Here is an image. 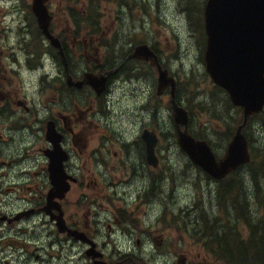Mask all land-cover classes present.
I'll use <instances>...</instances> for the list:
<instances>
[{
    "label": "flooded vegetation",
    "instance_id": "af4514ba",
    "mask_svg": "<svg viewBox=\"0 0 264 264\" xmlns=\"http://www.w3.org/2000/svg\"><path fill=\"white\" fill-rule=\"evenodd\" d=\"M32 1L0 0V229L30 223L43 216L57 227L59 217L64 231L57 227L58 234L66 240L81 242L91 264H99L98 261L128 264L129 259L132 264H144L131 255L116 260L107 257L98 235L111 238L115 233H119L123 241L136 240L144 251L159 250L154 257H161L160 264H216L210 252L207 255L179 252L171 242L172 238H180L173 225L175 214L169 212L171 202L164 199L167 193L161 196L159 191L153 190V179L159 180L161 172L164 173L160 134L152 123L135 126L138 116H147L146 121L159 116V96L169 91L176 130L171 85L159 95L157 67L149 60L130 57L134 50L131 42L113 58L100 56L97 51L91 58L89 47L96 42L99 25H89V47L84 50L87 62H76L78 49L76 46L70 49L62 35L53 29L55 16L51 12L50 29L61 41L63 56L39 27ZM52 3L53 0L49 1V8ZM11 20L14 21L11 27L1 25ZM19 23L22 24L18 29ZM84 26L75 24L73 27L78 31ZM48 54L50 63L46 61ZM140 62L155 67L158 76L152 82L149 98L143 100L137 96L139 103L127 100L135 109L127 129L130 135L96 139L91 127L109 123L104 111L114 103L119 92L127 97V93L145 91L140 85L123 88L127 84L126 73L130 76L132 71L140 69L136 66ZM89 75L106 77L104 88L97 90L89 81ZM69 78L73 82L69 83ZM75 82L82 83L81 87ZM177 92L176 80L175 101L185 107ZM201 97L204 107L209 108L211 99L207 93H201ZM148 105L150 111L146 109ZM49 121L54 122L60 136L62 172L70 187L62 197L52 200L56 207L48 210V196L53 187L49 153L54 149V144L46 137ZM180 126L184 129V125ZM146 130L158 134L150 156L143 137ZM80 154L93 157L94 164L89 158L81 160ZM99 177L102 179L98 180ZM155 208L161 209V215L167 213L160 228L155 227L159 216L154 221L149 215ZM119 210L126 213L122 219L116 215ZM102 211L111 213L113 219L96 218ZM144 215L146 219L141 217ZM74 231L84 233L101 256L88 255L92 243L77 239ZM20 239L26 241L24 237ZM155 241H160V248L153 243ZM119 251L126 253L122 248Z\"/></svg>",
    "mask_w": 264,
    "mask_h": 264
},
{
    "label": "rangeland",
    "instance_id": "374dc122",
    "mask_svg": "<svg viewBox=\"0 0 264 264\" xmlns=\"http://www.w3.org/2000/svg\"><path fill=\"white\" fill-rule=\"evenodd\" d=\"M206 3L207 0H53L50 9L55 16L53 29L62 35L70 49L74 46L78 49L76 62H87L84 50L89 47V25L100 26L94 46L89 47L91 58L96 51L100 56L113 58L120 50H126L129 42L133 43L132 50L141 43L154 48L163 67L178 82V98L191 115V132L197 138L206 139L221 158L242 121L243 109L231 102L228 93L213 82L206 70ZM13 23L11 20L1 25L11 27ZM21 24L16 27L19 29ZM75 24L85 26L76 31ZM46 61L50 63L49 54ZM136 66L140 69L132 71L130 76L126 73L127 84L123 88L140 85L145 91L138 90L134 95L127 93V97L119 92L114 103L104 111L109 123L91 127L96 139L130 135L127 129L135 109L127 100L139 103L137 96L143 100L149 98L152 82L158 76L156 68L149 64L140 62ZM201 93H207L211 99L209 108L201 102ZM159 107L158 117L146 121L147 116H138L135 126L139 127L142 122L152 123L160 134L164 173L161 172L159 180L153 179V190L159 191L161 196L167 193L164 199L171 202L169 212L175 214L173 225L180 235L171 242L179 252L194 251L202 255L210 252L216 264H237L227 255L236 247L241 250L242 241L249 246L245 253L254 264H264V110L253 115L244 129L251 161L224 179L216 180L195 165L180 148L169 91L159 96ZM146 109L150 111L151 108L148 105ZM80 158H89L94 164L93 157L80 154ZM227 186L232 188L234 205L231 197L230 203L227 201ZM166 214L161 215V209L157 208L149 214L154 221L159 216L156 228L162 226ZM116 215L122 219L126 213L119 210ZM107 217L113 219L111 213L102 211L96 218L105 220ZM141 217L146 219V215ZM22 237L26 241L20 239ZM98 238L110 260L131 255L144 264L161 263V257H154L159 250L144 251L136 240L123 241L119 233L111 238L99 234ZM153 243L161 247L160 241ZM257 249L261 255L256 259ZM238 255L233 257L237 259ZM0 264H91V259L81 242L66 240L58 234L56 225L43 216L30 223L6 225L0 229ZM128 264H132L131 259Z\"/></svg>",
    "mask_w": 264,
    "mask_h": 264
},
{
    "label": "water",
    "instance_id": "95a60500",
    "mask_svg": "<svg viewBox=\"0 0 264 264\" xmlns=\"http://www.w3.org/2000/svg\"><path fill=\"white\" fill-rule=\"evenodd\" d=\"M49 1L51 0H33L32 9L43 33L65 56L61 41L50 31L52 15L48 7ZM204 19L207 34L206 70L213 81L229 93L233 104L242 107L244 114L243 122L237 127L225 155L219 160L216 159L206 140L196 139L191 135L188 112L175 101L176 80L169 74L168 69L163 68L158 54L143 43L134 48L130 57L149 60L157 67L159 95L167 85H171L180 147L189 155L193 163L212 177L222 179L251 160L248 139L243 129L253 114L264 109V0H207ZM88 79L97 90L105 86L106 77L104 76L89 75ZM68 81L73 82L70 78ZM75 83L79 87L82 85V83ZM53 123L49 121L46 132L47 139L54 144V149L49 153L53 187L48 196V210L54 206L52 200L55 197H62L70 187L65 182L66 176L62 172L63 153L59 147L60 136ZM180 124L184 125V129ZM143 137L147 141L150 156L157 137L147 131L143 133ZM57 227L60 231H64V225L59 217ZM72 233L77 239L92 243V247L87 250L88 255L101 256L100 253L95 252V244L84 233L78 231ZM97 263L107 264L103 261Z\"/></svg>",
    "mask_w": 264,
    "mask_h": 264
},
{
    "label": "trees",
    "instance_id": "16d2710c",
    "mask_svg": "<svg viewBox=\"0 0 264 264\" xmlns=\"http://www.w3.org/2000/svg\"><path fill=\"white\" fill-rule=\"evenodd\" d=\"M226 192L228 193L229 197L232 198V202H233V205H234V200L235 199L233 197L232 188L230 186H227ZM262 221L264 222V219H262ZM240 242H241V246H242L241 250L239 251V248H235L233 251L230 250L229 254L227 255L228 258L233 260L237 264H254L255 261L253 262L252 258L250 256L246 255V253H245V251L248 249L249 246L245 245L244 242H242V241H240ZM257 251L258 252H257L256 259L261 255L260 249H257ZM238 252H239V255H238V258L236 259V257L234 258L233 256L236 255ZM231 253H232L233 256H230Z\"/></svg>",
    "mask_w": 264,
    "mask_h": 264
},
{
    "label": "bare ground",
    "instance_id": "6f19581e",
    "mask_svg": "<svg viewBox=\"0 0 264 264\" xmlns=\"http://www.w3.org/2000/svg\"><path fill=\"white\" fill-rule=\"evenodd\" d=\"M180 107H182V108H185V107H183L182 105H180ZM258 177V176H257ZM258 179V178H257ZM246 185V184H245ZM248 187V186H247ZM221 193H222V191H221ZM226 198H227V201L229 202V195H228V193H227V195H226ZM165 203V202H164ZM230 203V202H229ZM232 205H233V202L231 203ZM180 210V209H179ZM185 210V209H184ZM186 225V224H185ZM237 248V247H236ZM240 251V250H239ZM239 253V252H238Z\"/></svg>",
    "mask_w": 264,
    "mask_h": 264
}]
</instances>
